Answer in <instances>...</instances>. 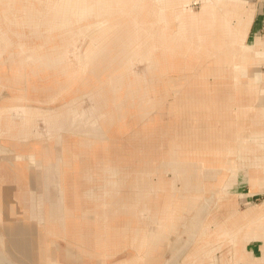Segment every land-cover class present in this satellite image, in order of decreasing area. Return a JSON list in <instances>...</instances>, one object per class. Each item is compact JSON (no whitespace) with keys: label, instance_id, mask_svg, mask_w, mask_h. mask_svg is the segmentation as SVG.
I'll list each match as a JSON object with an SVG mask.
<instances>
[{"label":"crops","instance_id":"crops-1","mask_svg":"<svg viewBox=\"0 0 264 264\" xmlns=\"http://www.w3.org/2000/svg\"><path fill=\"white\" fill-rule=\"evenodd\" d=\"M22 1L27 3L32 0H0V25L2 18L14 19L23 12L18 9V3ZM192 1L57 0L56 2L59 10L68 11L70 16H72L70 12L78 8L79 13L74 14L75 18L80 20L89 18L87 25L80 28H85L86 34H92V38L96 39L105 33L112 35L111 42L121 47L119 50L122 51L123 56L120 60L118 57L112 59L115 54L109 52L107 57L111 58L106 59L107 66H113L111 65L113 63L127 66L128 70L123 72V82L126 78L125 73L128 72L129 75L135 74L134 81L139 84L144 82L145 86L148 78L138 76L135 72L141 60L145 59L149 63L150 72H153L154 76L155 71L164 75L167 71L165 58L177 53L186 55L187 53H184L190 50L196 52L206 50L209 52L206 54L208 58L212 56L215 58L214 56L217 55L215 66H231L235 82L232 89H220L215 95H211L217 98L216 102L211 99V96L208 98L211 101H207V98L203 96L192 93L183 94L182 89L188 82L180 83V88H174L175 93L180 94V98L172 104L173 108L170 104L168 109L171 116L180 119L179 134H183L180 136L181 139L187 138L194 141V138H202L199 140L202 144L192 148L186 155L182 150L178 153L175 146L177 144L173 141L175 146L173 154L176 161L190 160L189 156L193 155L192 161L219 162L220 170L216 176L223 170L229 171L227 178L220 180L218 184L219 188L223 186L227 198L224 197V200L219 202L218 212L213 213L212 219H206L205 215L203 231L198 238L187 239V235H182L181 230L176 234L168 235L181 208L178 202V197L184 190L181 178L193 173L188 175L183 174L179 169L170 170L171 178L169 181H164L165 186H153L152 181H147L146 177H161L160 164L147 168L144 161L135 170L131 171L129 166L125 168L130 170L121 174V177L112 183L110 193L107 191L104 195H96L92 191H87L88 193H85V197L82 198L78 186L80 177L76 184L68 183L67 185L61 171L57 175L58 190L65 195L73 194V199L78 205L74 207L75 215H78L76 210L82 211L81 208L88 212H96L97 220L95 216L86 218L90 221L86 224H91L92 221L96 223L94 242L101 250L95 247L93 249L96 251L88 249L89 251L83 250L81 254H86L85 252L98 254L99 250L103 252L101 254L110 256L111 242L116 243L119 238L125 243L129 242V245L136 249V255L124 261L129 264L137 262V264H145L147 250H153L158 246V250L155 251L160 252L163 246L161 242L165 237L168 235L166 242L170 243V236L176 235L174 244L171 242L170 247L164 245L170 251L165 264H264V163L260 162H264V86L261 85L264 82V76L262 70L257 68L264 61V0H199L202 4L199 12L191 11ZM29 10L30 6L26 5L24 11L26 16H29ZM152 15L156 17L155 23L148 21L149 16ZM78 22L80 21H76ZM205 33L213 34V36L207 38ZM207 40H210L209 45H205ZM249 40L252 43L247 44ZM113 46L99 47L91 43L87 50L117 49V46ZM1 48L0 43V50ZM158 53L161 54L160 58ZM82 60H85L86 70L98 74L95 59ZM248 66H253L251 71L248 70ZM247 75H249V80H245L247 88L242 90V76ZM192 90L194 88H191ZM236 92L240 93V98L246 96L247 100L241 99L236 102L235 97H238ZM65 112L63 111L60 116V110L58 111L60 118L58 124L62 129H66L71 123L66 124L62 120L65 118ZM5 114L9 116L10 123L16 119L12 117L15 114V109L12 107L7 108ZM205 114L209 116L205 117ZM214 114L217 116L215 122L220 126L204 123L206 119L212 121ZM193 122L198 124L195 125ZM229 148L232 151L229 152ZM259 151L263 154L262 157H259L257 153ZM228 162L236 164L232 173L227 168ZM105 165L107 164H101L103 167ZM130 179L132 182L128 184L127 181ZM166 189L169 191H166L161 201L158 193ZM16 193L19 195L21 192L17 190L14 194ZM106 194L109 197L108 200L105 198ZM88 198L95 206L94 208H86L87 202L84 199L88 200ZM212 205L213 203L208 211ZM17 207L19 212L16 214L17 222L30 225L33 220L24 213L25 206L19 203ZM119 213L137 219V226L131 227V220L118 223L120 225H112L110 219L112 221V217ZM78 221H82V218L73 221L75 226L72 230L73 237L81 238L80 240L85 242L91 238L92 229L86 233L83 231L82 234ZM46 222H49L50 226H59V223H55L54 220H46ZM71 228L68 229L71 230ZM56 231H64V229L58 228ZM186 239L187 243H185ZM177 242L180 244L176 245ZM117 247L114 249L115 252L118 250ZM74 248L78 252V248L75 246ZM152 255L161 257L158 253L154 254V251ZM85 256L92 261L96 259V256L84 255L81 260L85 259Z\"/></svg>","mask_w":264,"mask_h":264},{"label":"rangeland","instance_id":"rangeland-1","mask_svg":"<svg viewBox=\"0 0 264 264\" xmlns=\"http://www.w3.org/2000/svg\"><path fill=\"white\" fill-rule=\"evenodd\" d=\"M56 2L57 0H32L27 3L22 1L18 3V9L23 12L17 15V18L1 19L0 43L2 48L0 52L3 56L0 58V105L18 104L17 101L11 102V99L19 96L26 98L23 99L24 104H29L35 109L50 110L51 112L44 113L41 111L42 113L32 112V114L34 118L40 119L41 115L42 118H49L50 121L46 125H52L49 132L53 136H57V133L61 131L58 128L57 117H59V114L57 110H60V116L63 111H66L65 118L62 119L66 124L71 121L74 123L80 122V119L86 124H93V126L99 124L102 134L100 137L90 135L96 130L85 132L65 130L61 132L59 143V149L62 150L61 161L65 160L67 162L63 169L65 184H76L80 177L78 186L82 198L85 197V193H88L87 191H92L96 195H104L107 191L108 193L111 192L112 183L117 181L121 174L130 170L125 169L128 166L132 171V169L139 168V165L144 161L152 160L157 163L164 158H169L170 151L175 148L173 141L177 144L175 146L178 153L182 150L185 155L192 148L202 144L199 141L202 138H194L195 142L192 139L180 138L183 135L179 134L180 119L171 116L170 111H168L169 106L175 104L180 98V94H176L174 88L177 87L178 89L180 83L185 84L188 82L182 89L183 94L192 93L207 98V101L213 99L216 102L217 98L211 95H215L220 89L233 88L235 82L231 66H215L217 55L214 56L215 58H212L213 56L208 58L209 56L206 54L209 52L206 50H200L199 52L190 50L184 53H187L186 55L177 53L174 56L169 55L165 58L164 63L167 71L164 75L155 71L154 76L153 72H150L149 63L145 59L141 60L135 72L138 76L148 78L145 86L143 85L144 82L139 84V82L134 81L136 77L133 75L135 74L129 75L128 72L125 73L126 78L123 82V72L128 70V67L116 65L115 63L111 64L113 66H107V60L111 58L107 57L109 52L115 54L112 59L118 57L120 60V57L123 56L122 51L119 50L121 47L111 42L112 35H106L105 33L99 35L96 39L92 38V34H86L85 28H83L84 30L80 28L87 25L86 22L89 18L86 20L75 18L74 14L79 13L78 8L73 9L70 12L72 16H70L68 11L59 10ZM26 5L30 6L28 17L24 12ZM201 6V1L193 0L190 5L191 11L199 12ZM22 15L23 17H20ZM155 20V16H149L148 21L155 23ZM76 21L80 22L76 23ZM204 35L207 38L213 36V34L206 33ZM91 43L99 47L115 45L117 49L113 48L111 51L87 50ZM250 43H252L251 40L247 41V44ZM209 44L210 40H207L205 45ZM95 52L96 56H94ZM196 53L199 54L195 55ZM158 55L160 58L161 54L158 53ZM89 58L97 61L96 70L100 71L98 74L86 70L85 60L82 59ZM248 67V70L251 71L253 66ZM257 68L262 70L264 76V61ZM245 80H249V75L242 76V90L247 88ZM261 85L264 86V82ZM191 88H194V90L191 91ZM239 94L236 92V95H238V97H235L236 102L241 99L247 100L246 96L240 98ZM210 96L212 98L208 99ZM171 108H173V105ZM12 117H15L17 122L21 124V134L28 136L29 133L36 130L31 129L32 125H29L27 129L23 126L22 120H20L25 118L22 110H16ZM215 117L217 118L216 114H214L212 121L206 119L204 123H213L220 126L215 122ZM193 123L198 124V122ZM46 125L45 127L48 128ZM34 127L38 130L42 129L39 124H34ZM6 141L5 137H0V143L5 144ZM27 145L24 151L34 153L37 158L47 153V158L54 159L53 148L56 147V143L51 135H47L43 139L33 137L27 141ZM193 145L195 146L193 147ZM259 148L261 147L259 146ZM257 153H259V157L263 156L260 151ZM192 156H189V158L194 157ZM16 162L19 165L24 163L23 160ZM260 162L264 163L263 161ZM102 163L107 165L103 167L101 166ZM262 163L259 164L262 165ZM212 164L218 166L220 163L210 161V165ZM228 175L229 171L226 169L214 179L205 181L204 194L213 202L210 211L206 213V219H212L214 214H217V205L221 200H224L226 195L223 186L219 188L218 184L220 180L227 178ZM170 178V172L163 175V180L169 181ZM157 179L155 177L154 182ZM127 182L131 184L132 179ZM166 191L169 190L159 191L161 201L166 195ZM105 198L109 199L107 194ZM84 201L87 202L86 208L95 207L89 198L88 200L84 199ZM76 214H78L76 217H82L81 215H83L79 210H76ZM112 218L110 222L114 226L127 220H131V227H136L138 224L137 219L123 213L114 215ZM82 221H78L80 222L78 227L81 229L82 234L83 231L86 233L92 229V236L87 239L88 243L87 240L84 242L80 240L81 238L74 239L72 237L53 240L59 246L61 252L58 256L60 263L77 264L75 257L66 256L68 248H74L75 246L78 248L77 253H81L83 250L89 251L88 249L96 251L93 249L95 247L100 249L97 243L94 242L96 223L92 221L91 224H86V222H90L86 218H82ZM73 224L74 222L70 217L66 219L67 229H70ZM0 232H2L1 227ZM176 239V235H171L170 243L174 244ZM111 243V255L101 258L105 261V264H116L120 261L130 260L136 255V249L130 246L129 242L125 243L123 239L119 240L118 238L116 243ZM177 244L179 245L180 242H177ZM116 247L118 248L117 252L114 250ZM161 247L162 250L160 252L154 251V254L158 253L162 258L161 263H163L164 259L169 257L170 251L164 245ZM1 248L9 256L2 245ZM98 253L103 252L98 250ZM9 258L16 263L13 258L10 256ZM34 260V264H38V259ZM97 260L92 261L85 256V259L81 262L82 264H91Z\"/></svg>","mask_w":264,"mask_h":264},{"label":"bare ground","instance_id":"bare-ground-1","mask_svg":"<svg viewBox=\"0 0 264 264\" xmlns=\"http://www.w3.org/2000/svg\"><path fill=\"white\" fill-rule=\"evenodd\" d=\"M23 99L26 98L19 96L12 97L11 102L17 101L18 104L8 106L0 105V137L7 139L5 144L0 143V227L2 229V232H0V243L17 264H34V259H38V264H63L58 259L61 253L59 246L53 240L66 237L74 238V232L72 230L75 226H72L71 230L67 229L66 219L71 217L77 221L79 220L77 218H93L94 216L96 217V212H88L86 209L81 208L83 215H81L82 217L76 218L74 207L77 203L73 199V194L67 193L65 195L58 190L57 175L63 171L64 165L67 164L65 160L61 161L62 150L60 151L59 149L60 134L65 130L82 132L96 130L90 135L100 137L102 134L99 124L93 126V124H86L83 121H80L83 124L80 122L74 124L71 121L66 129L58 126L61 131L57 133V136H53L49 132L52 125H46L50 121L49 118H42V115L40 119L37 117L34 118L32 114V112L43 111L45 113L51 111H44L41 108L35 109L29 104H24ZM9 107L14 108L15 113L18 109L22 110L25 116L24 119H20L22 120L23 126L27 129L29 125H32L31 129L36 130H33L28 136L21 134V124L17 122V119H13L14 121L10 123L9 116L7 114L4 115L5 110ZM57 118L59 122L60 118ZM34 124H39L42 129L38 130L34 127ZM47 135H51L56 143V147L53 148L54 159L50 160L47 158V153L37 158L34 153L24 151L28 146L27 141L29 139L33 137L43 139ZM173 150L174 148L170 151L169 158H164L157 163L152 160L144 163L147 168L160 164L162 174L156 180L159 182H154V177H146V179L149 182L152 181L151 184L153 186L161 185L163 187L165 186L163 175L170 172V170L177 171L179 169L183 174L193 173L192 175L188 174V177L181 178V182L184 184H182L184 190L181 192V196L178 197L181 208L178 211L176 222L171 227L168 235L171 233L176 234L181 230V234L187 235V239L194 240L202 233L204 217L210 205L213 203L204 194L206 187L205 181L214 179L220 169L216 164L215 166L213 164L210 165V162L203 163L201 161H192V159L184 162L176 161ZM230 150L232 151L231 148H229V152ZM19 160H23L24 163L19 165L16 162ZM235 167L236 164L234 162L227 163V168L231 173ZM17 190L21 192L19 195L17 193L14 194ZM69 194L71 198H68ZM19 203L25 206L24 213L28 218L33 220L30 225L17 222L16 214L19 213L17 207ZM46 220H54L55 223H59V226H50ZM95 220H97V217ZM58 228L64 229L66 233L64 231H56ZM168 235L161 242V245L171 246L170 243L166 242ZM187 239L185 243H187ZM158 248L157 246L153 250H147L144 259L145 264L161 263L162 258L152 255L153 251L158 250ZM85 253H77L74 248H68L66 256L75 257L77 264H81V261L78 260H81L84 255L89 257L96 256L98 260L95 264H105V261L101 259L105 255ZM167 261L168 259L164 260L161 264H165ZM118 264L129 263L124 261Z\"/></svg>","mask_w":264,"mask_h":264},{"label":"water","instance_id":"water-1","mask_svg":"<svg viewBox=\"0 0 264 264\" xmlns=\"http://www.w3.org/2000/svg\"><path fill=\"white\" fill-rule=\"evenodd\" d=\"M0 264H16L14 263L0 247Z\"/></svg>","mask_w":264,"mask_h":264}]
</instances>
